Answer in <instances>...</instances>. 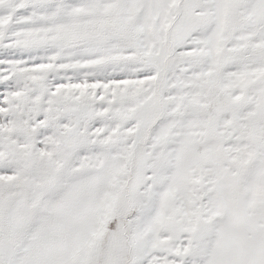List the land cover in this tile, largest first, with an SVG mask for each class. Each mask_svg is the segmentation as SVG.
Returning a JSON list of instances; mask_svg holds the SVG:
<instances>
[{"label":"snow or ice","instance_id":"1","mask_svg":"<svg viewBox=\"0 0 264 264\" xmlns=\"http://www.w3.org/2000/svg\"><path fill=\"white\" fill-rule=\"evenodd\" d=\"M0 264H264V0H0Z\"/></svg>","mask_w":264,"mask_h":264}]
</instances>
